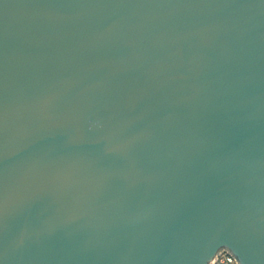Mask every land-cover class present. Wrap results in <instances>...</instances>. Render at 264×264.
Masks as SVG:
<instances>
[{
	"label": "water",
	"instance_id": "95a60500",
	"mask_svg": "<svg viewBox=\"0 0 264 264\" xmlns=\"http://www.w3.org/2000/svg\"><path fill=\"white\" fill-rule=\"evenodd\" d=\"M264 264V0H0V264Z\"/></svg>",
	"mask_w": 264,
	"mask_h": 264
},
{
	"label": "built area",
	"instance_id": "2783aa9c",
	"mask_svg": "<svg viewBox=\"0 0 264 264\" xmlns=\"http://www.w3.org/2000/svg\"><path fill=\"white\" fill-rule=\"evenodd\" d=\"M214 264H238L237 260L228 251H223Z\"/></svg>",
	"mask_w": 264,
	"mask_h": 264
}]
</instances>
